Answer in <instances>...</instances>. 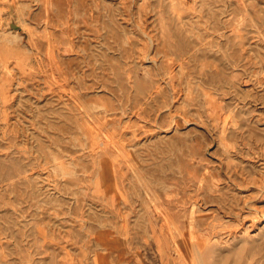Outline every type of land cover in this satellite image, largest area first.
<instances>
[{
	"label": "rangeland",
	"instance_id": "rangeland-1",
	"mask_svg": "<svg viewBox=\"0 0 264 264\" xmlns=\"http://www.w3.org/2000/svg\"><path fill=\"white\" fill-rule=\"evenodd\" d=\"M0 264H264V0H0Z\"/></svg>",
	"mask_w": 264,
	"mask_h": 264
},
{
	"label": "water",
	"instance_id": "water-1",
	"mask_svg": "<svg viewBox=\"0 0 264 264\" xmlns=\"http://www.w3.org/2000/svg\"><path fill=\"white\" fill-rule=\"evenodd\" d=\"M9 25L12 27V28H17V24L15 23V21L12 19L10 20L9 22Z\"/></svg>",
	"mask_w": 264,
	"mask_h": 264
}]
</instances>
